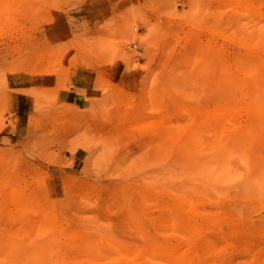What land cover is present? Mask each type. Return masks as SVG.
Listing matches in <instances>:
<instances>
[{"label": "rangeland", "instance_id": "obj_1", "mask_svg": "<svg viewBox=\"0 0 264 264\" xmlns=\"http://www.w3.org/2000/svg\"><path fill=\"white\" fill-rule=\"evenodd\" d=\"M0 264H264V0H0Z\"/></svg>", "mask_w": 264, "mask_h": 264}, {"label": "crops", "instance_id": "obj_2", "mask_svg": "<svg viewBox=\"0 0 264 264\" xmlns=\"http://www.w3.org/2000/svg\"><path fill=\"white\" fill-rule=\"evenodd\" d=\"M21 87L22 86L20 84H18V86H17L16 82L12 84V88H11L12 92L9 93V100H10L11 104H15L16 105V104H20V103L23 102L22 98H20L21 95H19L16 92V90L18 88H21Z\"/></svg>", "mask_w": 264, "mask_h": 264}]
</instances>
